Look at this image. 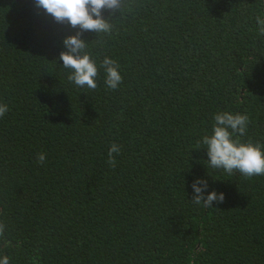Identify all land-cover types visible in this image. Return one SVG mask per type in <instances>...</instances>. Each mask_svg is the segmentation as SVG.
Returning <instances> with one entry per match:
<instances>
[{
    "label": "trees",
    "instance_id": "16d2710c",
    "mask_svg": "<svg viewBox=\"0 0 264 264\" xmlns=\"http://www.w3.org/2000/svg\"><path fill=\"white\" fill-rule=\"evenodd\" d=\"M103 17L109 33H81L98 69L89 89L59 59L79 27L36 0H0V258L264 264V175L214 169L199 143L215 114L239 113L241 141L264 151V0H122ZM197 178L224 201L193 203Z\"/></svg>",
    "mask_w": 264,
    "mask_h": 264
},
{
    "label": "clouds",
    "instance_id": "9594fccd",
    "mask_svg": "<svg viewBox=\"0 0 264 264\" xmlns=\"http://www.w3.org/2000/svg\"><path fill=\"white\" fill-rule=\"evenodd\" d=\"M122 0H36V6L43 8L59 23H68L72 28L81 30L75 35L64 38L63 44L66 51L60 53L59 59L63 67L71 69L69 81L79 87L87 86L89 89L97 87L96 77L98 69L94 60L85 52L87 42L81 38L83 31L109 33L111 24L103 17L104 10L114 14L121 10ZM259 32L264 35V19L257 17ZM102 67L106 72L105 83L108 88L115 90L122 82L116 61L105 57ZM8 111L6 104H0V117ZM249 117L246 114H233L220 112L214 116L212 134L205 135L202 143L207 149L208 163L214 169H223L228 174L238 171L245 177L264 175V151L259 143L251 141L242 142L240 137L246 133ZM120 147L112 144L108 151V164L115 167L114 154H118ZM46 160L45 153L37 155V163L43 164ZM192 188L194 197L191 200L197 205L213 207V201L222 203L224 194L211 191L205 195L207 181L197 178ZM4 225L0 223V237L3 236ZM0 264H9V258H0Z\"/></svg>",
    "mask_w": 264,
    "mask_h": 264
}]
</instances>
